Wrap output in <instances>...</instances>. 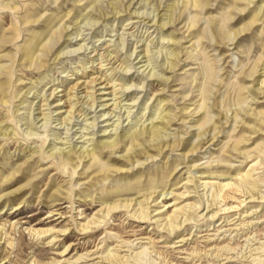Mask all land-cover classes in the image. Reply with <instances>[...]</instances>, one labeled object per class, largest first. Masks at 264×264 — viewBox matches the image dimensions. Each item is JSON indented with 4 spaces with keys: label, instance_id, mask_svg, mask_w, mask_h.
I'll use <instances>...</instances> for the list:
<instances>
[{
    "label": "rangeland",
    "instance_id": "obj_1",
    "mask_svg": "<svg viewBox=\"0 0 264 264\" xmlns=\"http://www.w3.org/2000/svg\"><path fill=\"white\" fill-rule=\"evenodd\" d=\"M246 3L0 0V264H101L108 251L102 264H264V0ZM98 63L118 91L106 96L108 114L101 95L78 93L66 121L40 106ZM151 122L160 127L152 144L80 153ZM136 152L139 162L126 160ZM170 190L188 191L177 206L195 203L173 231L154 212L137 219L129 209L90 233L79 228L102 202L150 192H164L170 214ZM50 227L65 230L55 244L28 233Z\"/></svg>",
    "mask_w": 264,
    "mask_h": 264
},
{
    "label": "bare ground",
    "instance_id": "obj_2",
    "mask_svg": "<svg viewBox=\"0 0 264 264\" xmlns=\"http://www.w3.org/2000/svg\"><path fill=\"white\" fill-rule=\"evenodd\" d=\"M246 1H247L246 6H248V4L250 2H252V0H246ZM7 7L9 9H15V7L13 8V7L8 6V5H7ZM111 7H113V6H111ZM171 7H173V6H170V8ZM261 9H262V7L260 8V10ZM243 10H244V7L239 9L238 11H243ZM258 16H259L258 13H256L255 16L253 17L252 21L247 24V28H242V29L240 28V30H237L235 34L238 35L240 32H243L245 29H249V27H251L252 25H255L256 21L259 18ZM170 21L171 20L167 21L166 23H163L162 25L168 24V23H170ZM244 27H246V26H244ZM172 56L176 57V55L174 53ZM0 60H1V55H0ZM169 68L171 69L172 67L169 66ZM6 70H7L6 68H4L3 70L0 69V78L3 75V72ZM87 72L88 73H77V77L69 78L72 81L70 82V84H68L67 86H64L62 89L58 90L57 87L53 88L51 90V92L49 93L48 98L49 97L56 98V96H59V98L53 99V103H51V104H45V101H48V98L44 99L43 100L44 102L41 103L40 106L49 105V106L53 107L55 109L54 110L55 114L61 115L60 119H62V121H66L69 117V113H71L75 108L76 103L73 102L75 100L74 97H76L78 95V93H84L85 96L90 95L93 98L94 102H97V100H98L96 95H101V98H99V100H100V102H104L103 104L101 103V106H104L105 109H109L110 106L113 105V103L109 104L107 101L111 100V98H109V97L106 98V96L107 95L115 96V94L118 92V91L116 92L114 89L115 85L112 82V78H109V76H107L108 74H106V72L103 71V67L100 63H98L97 67H95L93 70L90 69V70H87ZM61 86H63V85H60V87ZM257 90L259 91V93L264 95V82L262 85H259V87H257ZM1 91H3V90H1ZM59 92H61V94L57 95ZM2 93L3 92H0V97H2ZM78 96L76 98H78ZM162 101H163V99H160V98L158 99V102H162ZM41 110H43V109H41ZM111 110L109 109L104 114H108L109 111H111ZM159 114H161V113H159ZM157 118H160L159 120H161V122H164V120L167 121L166 120L167 119V113L161 114V116H157ZM159 129H160L159 126H156V125L152 124V122H151L149 125H146L143 128L135 129L134 131L126 129L122 133H120L119 135H117L116 137H113V138H105V139L96 140L94 143V146L91 149H89V150L88 149H85V150L78 149V151L80 150V153H82V155H84V156H90V155L93 156L94 150H96L98 148H100V149L108 148V149H110L111 152L117 151L120 148V144L122 142H125V141H128L130 143V145H132L133 143H137L138 145H140V144H144V142L148 143V144L149 143L152 144V141L154 139L153 137H154L155 133L157 131H159ZM0 132L3 135H8V133H6L7 127L4 129L0 128ZM159 139L161 140V137ZM159 144L161 145L162 142H160ZM159 144H156L158 149H160V146H158ZM74 149H75V147L72 148V150H74ZM147 149H151V148L148 147ZM148 151L149 150H147L146 152H148ZM70 152H71V149L68 151H64L62 149L59 153H56V154H58L57 156H63L66 159H69V157L71 155ZM52 154H55V152L54 151L50 152V155H52ZM141 156H143L142 152H136L133 155H127V154L125 155L126 160L134 161V162H139V160H137V158L141 157ZM150 156H152V155L147 154L146 157L148 158ZM250 174H251V170H248L243 175H240L239 178H237L236 181L238 183V186H240L242 189L244 188V185H245V177L249 176ZM201 183H203V182H200V184ZM231 184H232V182H231ZM229 185H230V183L227 181L226 183H222V184L218 183V185H216V187L213 188V192L211 195L212 200L210 201L211 203H209V204L207 203L208 204V205H206L207 207L205 206L207 211L211 206L214 205V201H215L214 198L215 197L219 198L220 194L223 193L225 188L228 187ZM203 186L205 187L206 183H204ZM183 187L187 188L186 185H183ZM185 192L188 193L187 190ZM185 192H179L177 194H175L173 192V190H170L168 192V194L169 193L172 194V198L174 201V203L172 205H175V208L172 210V212L170 214L165 213V211L163 210V207L166 206L165 203L160 205V203H162L163 200L158 201V198H157L159 195L163 196L164 192L157 194V197H154L152 192L144 193L141 196V199H139V200H136L135 198H123V199H115L112 201H104L100 204V206L95 210V212L91 216H89V217L83 216L84 222L82 224H79V228L84 233H90V232H92L93 229H96L97 227H99V225L101 223H103L105 218H107L108 215H111V213H114L117 210L120 211V210L124 209L126 211L129 209L128 212H130V213L132 212L131 214L133 216H135L137 219L138 218H146L147 216L150 215V213L154 212V214L152 213L153 217L157 216V219L155 218L156 220H160L164 225H167L171 231H173L175 228L178 227V225L180 223H183L184 221L189 220V218H191V217H189L190 216L189 210L193 209L195 207V203L193 204L191 202L186 203L185 205L177 206L178 204L183 202L182 198H185L187 196ZM241 192H243V191H241ZM244 192L247 193L246 190ZM173 193H174V195H173ZM259 198L263 199L264 195L263 196L260 195ZM179 199H181L182 201H178ZM151 202H153V205H151ZM151 206H154V208L151 209ZM21 207L22 206H20V204L15 205L12 207L13 209L10 212L14 213L18 209H20ZM226 209H228V208H225L224 210H226ZM211 211H212V209H211ZM217 212L218 211L213 212L212 214H210V216L212 217ZM83 213L84 212H80L81 215ZM56 214L57 213L53 214L52 216H54ZM11 227L13 228L14 225H12ZM1 229L2 228H0V233H1ZM64 231L65 230H58V229L55 230L52 227H50L48 229L47 228L46 229L29 228L28 233L33 238L39 237L41 235L51 236V238L47 241V243L55 244L60 240L58 237L60 235H63ZM7 234H9V233H7ZM6 242L8 243V245H12V241L10 239H7ZM65 250L66 249H64L63 252ZM107 255H110L109 251H108ZM107 255L103 256V257L101 256L102 263L106 262L105 260L110 261V258ZM111 256H114V254H111ZM121 260H119V261H121ZM33 262H34V260H31V263H33Z\"/></svg>",
    "mask_w": 264,
    "mask_h": 264
}]
</instances>
